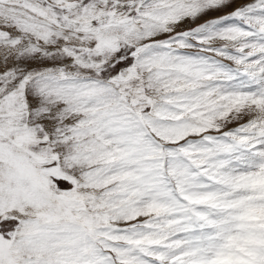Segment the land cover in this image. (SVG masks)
<instances>
[{"label":"snow or ice","instance_id":"obj_1","mask_svg":"<svg viewBox=\"0 0 264 264\" xmlns=\"http://www.w3.org/2000/svg\"><path fill=\"white\" fill-rule=\"evenodd\" d=\"M0 264H264V0H0Z\"/></svg>","mask_w":264,"mask_h":264}]
</instances>
